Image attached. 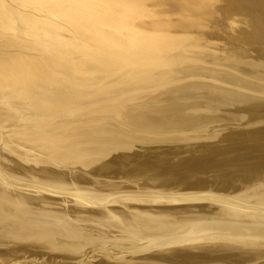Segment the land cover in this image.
<instances>
[{"label": "bare ground", "instance_id": "obj_1", "mask_svg": "<svg viewBox=\"0 0 264 264\" xmlns=\"http://www.w3.org/2000/svg\"><path fill=\"white\" fill-rule=\"evenodd\" d=\"M0 264H264V0H0Z\"/></svg>", "mask_w": 264, "mask_h": 264}]
</instances>
